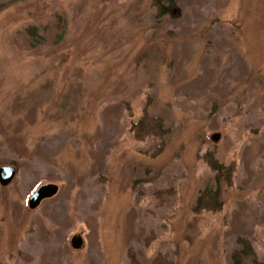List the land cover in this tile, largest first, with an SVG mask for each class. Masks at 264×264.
I'll list each match as a JSON object with an SVG mask.
<instances>
[{"label":"rangeland","instance_id":"374dc122","mask_svg":"<svg viewBox=\"0 0 264 264\" xmlns=\"http://www.w3.org/2000/svg\"><path fill=\"white\" fill-rule=\"evenodd\" d=\"M147 100L167 132L135 140ZM4 161L0 264H232L237 237L264 264V0H0ZM206 187L221 208L194 213Z\"/></svg>","mask_w":264,"mask_h":264},{"label":"trees","instance_id":"16d2710c","mask_svg":"<svg viewBox=\"0 0 264 264\" xmlns=\"http://www.w3.org/2000/svg\"><path fill=\"white\" fill-rule=\"evenodd\" d=\"M167 9L158 5L156 8V16L164 13ZM24 31L28 37L27 40L29 43H34L39 39L36 28L33 25L25 27ZM147 103L148 100L143 105L140 116L135 121L131 122L129 126V131L135 140H142L149 136L161 139L167 132V128L164 126L162 119L148 113ZM197 157L205 162L208 168L214 173V179L216 182L221 179L226 186L231 185L232 176L235 170V163L233 160L229 161L227 164H223L213 156L211 151H205ZM0 164L16 165L12 161H4L0 162ZM5 188L6 186H0V191H3ZM221 205L222 201L219 198L218 188L206 187L197 192L192 211L194 213H200L202 211L217 212L220 210ZM236 242L238 243L239 248L233 250L231 253L232 264H241V258L243 256H249L253 264H261L255 258L250 242L246 238L237 237ZM126 258L127 264H141L135 259L130 250L126 252ZM147 264H173V262L166 255L157 253Z\"/></svg>","mask_w":264,"mask_h":264},{"label":"water","instance_id":"95a60500","mask_svg":"<svg viewBox=\"0 0 264 264\" xmlns=\"http://www.w3.org/2000/svg\"><path fill=\"white\" fill-rule=\"evenodd\" d=\"M217 135H213L212 139H216ZM14 175V168L12 166H0V185H7ZM57 190V186L52 183H43L37 185L26 199V206L28 209H33L39 202L45 198L51 197ZM70 246L74 249L78 248L81 243L79 236H72L70 238Z\"/></svg>","mask_w":264,"mask_h":264}]
</instances>
